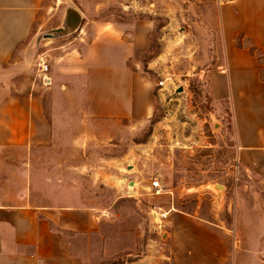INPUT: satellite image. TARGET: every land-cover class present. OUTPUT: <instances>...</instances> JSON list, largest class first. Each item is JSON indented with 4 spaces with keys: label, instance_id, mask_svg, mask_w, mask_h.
Wrapping results in <instances>:
<instances>
[{
    "label": "rangeland",
    "instance_id": "374dc122",
    "mask_svg": "<svg viewBox=\"0 0 264 264\" xmlns=\"http://www.w3.org/2000/svg\"><path fill=\"white\" fill-rule=\"evenodd\" d=\"M221 1L41 0L27 41L17 47L12 65L0 69L10 94L43 97L51 121L53 90L44 79L84 25L153 23L138 59L140 73L153 81V118L72 117L70 123L62 117L50 144L3 157L0 186L6 194L29 192L40 205L51 204L54 195L60 204L75 197L77 206L98 213L96 232L68 238L80 264H172L163 220L155 217L158 197L168 192L178 210L197 211L229 231L235 246L230 264H264V179L235 153L227 104L215 105L208 96V74L222 63ZM67 7L80 13L79 30L36 45L41 34L61 26ZM40 64L48 66L46 75ZM114 160L122 165L111 166ZM215 185L223 187L220 195Z\"/></svg>",
    "mask_w": 264,
    "mask_h": 264
},
{
    "label": "crops",
    "instance_id": "0c3cea01",
    "mask_svg": "<svg viewBox=\"0 0 264 264\" xmlns=\"http://www.w3.org/2000/svg\"><path fill=\"white\" fill-rule=\"evenodd\" d=\"M40 1L0 0V69L12 65L17 47L27 41ZM217 13L222 63L208 74V96L215 105L227 104L235 153L264 179V0H222ZM93 24L84 25L66 53L54 59L51 121L42 96L10 94L0 81V174L4 155H26L35 146L50 144L62 117L70 123L72 117L136 123L153 118V81L151 85L140 73L138 62L153 23ZM249 43L260 60L250 53ZM5 72L0 71V79ZM109 164L122 165L118 160ZM4 187L0 264H80L68 238L96 232L98 213L77 206L75 197L60 204L54 195L51 204L40 205L29 192L6 194ZM156 205L157 214H167L162 236L172 264H230L235 246L221 223L208 222L197 211L178 210L171 192L158 197Z\"/></svg>",
    "mask_w": 264,
    "mask_h": 264
},
{
    "label": "water",
    "instance_id": "95a60500",
    "mask_svg": "<svg viewBox=\"0 0 264 264\" xmlns=\"http://www.w3.org/2000/svg\"><path fill=\"white\" fill-rule=\"evenodd\" d=\"M81 21L82 17L80 13L72 7H67L64 12L61 26L59 28L41 34L36 40V45H38L41 40L60 39L75 33L79 30ZM49 82V79H44V83L48 84ZM180 92H182V88H178L176 91V93ZM210 115L212 116V114ZM130 186H132V183H130ZM214 189L216 190L217 194L220 195V191L223 190V187L221 185H215Z\"/></svg>",
    "mask_w": 264,
    "mask_h": 264
},
{
    "label": "built area",
    "instance_id": "2783aa9c",
    "mask_svg": "<svg viewBox=\"0 0 264 264\" xmlns=\"http://www.w3.org/2000/svg\"><path fill=\"white\" fill-rule=\"evenodd\" d=\"M40 72L43 74V75H46L47 72H48V66L46 64H40ZM162 82L159 83V86H162ZM151 186L155 189H159V184L157 181H153ZM158 193V192H157ZM166 213H159V214H155V217L161 219V220H164L166 218Z\"/></svg>",
    "mask_w": 264,
    "mask_h": 264
},
{
    "label": "trees",
    "instance_id": "16d2710c",
    "mask_svg": "<svg viewBox=\"0 0 264 264\" xmlns=\"http://www.w3.org/2000/svg\"><path fill=\"white\" fill-rule=\"evenodd\" d=\"M246 42L248 43V41H246ZM237 46H241L240 43H239V39L237 41ZM248 49H249L251 54L256 55L258 57V59L260 60V53L250 43L248 45Z\"/></svg>",
    "mask_w": 264,
    "mask_h": 264
}]
</instances>
